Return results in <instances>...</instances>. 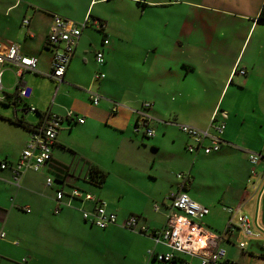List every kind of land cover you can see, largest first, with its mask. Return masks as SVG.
I'll use <instances>...</instances> for the list:
<instances>
[{
  "label": "crops",
  "instance_id": "crops-1",
  "mask_svg": "<svg viewBox=\"0 0 264 264\" xmlns=\"http://www.w3.org/2000/svg\"><path fill=\"white\" fill-rule=\"evenodd\" d=\"M20 6L14 0L0 14V44L3 50L17 45L23 54L35 56L38 64L36 72L23 75L29 95L22 101L15 100V88L13 94L6 90L15 69L4 66L5 103L15 110L13 117L0 115V163L14 164L29 139V128L16 124L17 119L31 127L45 110L61 117L73 111L84 123L63 121L44 171L25 173L15 184L11 171L0 168V230L6 234L0 240V264H164L149 251L153 255L170 251L152 237L164 227L168 210L162 206L156 212L153 205H161L169 192L178 189L209 209L202 224L213 235L225 230L226 209L239 208L257 237L246 240L247 253H243L247 247L243 251L237 247L243 241L240 231L220 245L233 264H264V159L256 165L248 160L250 153L264 154V19L259 18L264 0H67V4H50L56 11ZM14 10L17 13L11 14ZM53 15L77 25L88 16L101 23L103 31L91 26L82 29L63 81L56 84L44 109L36 91L50 78L52 51L47 35ZM25 19L28 26L23 25ZM137 42L140 51L123 52L122 44ZM99 50L104 53L101 65L95 61ZM120 62L129 63L130 74ZM100 72L104 78L94 80ZM92 94L100 96L97 105L91 103ZM144 103L151 104L146 110L155 132L151 138L137 120ZM19 105L25 108L21 117ZM216 109L227 112L218 152L189 153L186 146L192 141L178 126L212 133L209 124ZM143 139L151 140L154 153L171 158L172 164L184 154L187 168L176 172L173 180L165 178L157 155L148 154ZM203 163L232 176L236 197L220 206L226 214L220 222H215L210 209L226 191L220 199L210 200L195 187L193 170ZM59 167L65 177L56 170ZM91 167L106 174L101 188L88 183ZM181 173L184 178H178ZM49 175L58 179L55 187L45 185ZM112 182L119 185L117 190ZM56 188L66 193L71 188L88 191L106 202L118 223L104 230L86 223L80 209H91V202L73 201L71 207L61 206L54 214ZM131 215L140 217L146 233L122 226ZM180 258L200 264L196 258Z\"/></svg>",
  "mask_w": 264,
  "mask_h": 264
},
{
  "label": "built area",
  "instance_id": "built-area-1",
  "mask_svg": "<svg viewBox=\"0 0 264 264\" xmlns=\"http://www.w3.org/2000/svg\"><path fill=\"white\" fill-rule=\"evenodd\" d=\"M134 1L143 2L144 0ZM23 25L28 26L29 21L25 19ZM88 26L98 30L103 28L101 23L92 21L88 16L82 23L77 25L62 16L53 15L50 31L47 35V44L52 51L49 77L57 84L63 81L82 29ZM107 43V39L103 41L104 45ZM95 61L100 65L104 63L102 50L95 53ZM37 64L38 59L35 56L23 54L17 45L11 44L3 50L0 44V103L6 100L2 85L4 66H11L16 70L15 94L16 98L22 100L29 95V90L23 81V75L36 72ZM238 73L244 75L242 70H239ZM104 76L100 72L94 74L93 78L94 80H99L103 79ZM90 100L92 105H97L100 96L92 94ZM150 106V103H144L143 109L137 111L138 124L148 138L153 137L155 134L153 128L149 126L151 117L146 114V110ZM27 110L36 112L34 107H29ZM226 118V111L221 109L214 111L209 124L212 133L201 131L188 125H179V130L192 141L186 146V150L192 154L201 151L204 155L218 152L222 141L221 136L225 130ZM64 120L79 124L84 123V119L77 117L73 111H68L65 117H61L47 110L40 114L38 123L31 128L29 139L20 152L17 161L11 165L5 162L0 163L1 169H9L11 171L15 184L18 183L21 176L25 173H40L46 169L51 162L52 149L56 145L57 135ZM205 141H207V144H204ZM263 159L264 154L261 152L250 153L248 156V160L252 165H256ZM56 170L64 177L66 176L63 169L58 168ZM178 178H184V174H179ZM55 179L58 180L51 175L47 176L45 185L49 188L55 187ZM54 200L56 203V207L53 210L54 214L60 212L61 206L71 207L73 201L91 202V209H80L81 216L86 223L102 230L117 224V216L114 212L108 211L106 202L96 199L90 193L78 188H71L67 193L61 188H56ZM162 206L168 210L165 214V225L161 230L154 232L152 237L156 243L168 247L170 251L155 255L149 251V254L155 260L164 264H173L178 261L188 264L180 257L196 258L200 264H233L226 258V251L220 243L227 240L234 232L240 231L243 241L238 242L237 247L243 251L247 247L246 240L258 235L251 228L248 216L240 213L239 208H227L229 220L225 230L217 235L210 234L202 224V220L208 215L209 209L192 200L181 189L169 192L164 203L161 205L154 204L153 209L158 212ZM122 226L140 233H146L147 230L146 225L141 224L140 217L134 215L125 219ZM5 238L6 234L0 230V240Z\"/></svg>",
  "mask_w": 264,
  "mask_h": 264
},
{
  "label": "rangeland",
  "instance_id": "rangeland-1",
  "mask_svg": "<svg viewBox=\"0 0 264 264\" xmlns=\"http://www.w3.org/2000/svg\"><path fill=\"white\" fill-rule=\"evenodd\" d=\"M14 2V0H0V14H3V11L5 10V8L12 4ZM19 2H21V7L25 6V4H29L30 6L36 7V6H41V8H43L44 10H48V9H53L54 11H56L54 8H49L50 4H55L56 2H59L61 4H67V0H19ZM95 3L92 4V6ZM19 8V9H20ZM13 13H17V10H14L11 12V14ZM58 14V13H55ZM129 36V35H128ZM132 36V35H130ZM124 47H122L123 52H127L128 55L129 53H137L140 50H137L138 48H140V43H135V44H122ZM130 46V47H129ZM136 63V61H134ZM120 66L123 68V71H125L126 73L130 74V68H129V63L128 62H120ZM131 71L133 73V68L131 67ZM138 69H135V74L138 73ZM14 72V73H13ZM12 73H10L9 75V85H7L6 90L9 91V94H13L14 93V88H15V84H16V77L14 74H16V70H13ZM9 73V72H6ZM28 75H26L27 77ZM41 79V78H39ZM141 78H139L140 80ZM56 84L57 82H55L54 80H52L51 78H46L45 81L42 84V89H38L36 92L38 94V98L45 104L44 105V109H46L52 100L53 97V93L55 92L56 89ZM31 88V87H30ZM44 90H46V93H44ZM45 97V98H44ZM22 101V100H20ZM22 107H20V105L18 107H16V109L18 110L17 114L18 116H24V106L21 105ZM14 110L15 108L13 107V105H4V104H0V115L1 116H6L4 115L6 114H10L11 117L14 116ZM46 111V110H45ZM3 114V115H2ZM29 116V115H28ZM31 119H35L37 118L36 115H31L30 116ZM144 142L147 143V150L148 154L150 156H155L157 155L156 153H154V151L149 147V143L151 142V140H146L143 139ZM145 143V144H146ZM126 147V146H125ZM186 155V154H185ZM148 157L149 161H151V157ZM187 157V155H186ZM121 161V152L118 154V158ZM171 158H167L166 156H163L161 154L157 155V162L159 164V167L162 170V174L163 176H165V178L167 179H172L174 177V174L176 172H178L179 170H185L187 168V164L188 161L184 158V154H182V159L180 160V162L176 163V164H172L170 162ZM110 163V160H109ZM191 165V162L189 163V166ZM207 165L205 163L200 164L199 168H196L195 171L193 170V175L195 178V183L197 181V183L195 184V187H197L199 189L200 192L204 193L205 195H207L209 197L210 200H218L220 199V197L223 195L224 190L226 191V195L224 196L222 201H215V205L212 207L213 209H210V213L212 214V216L215 218V222L217 221H223L224 216L226 217V214L221 210L220 206H226L228 204H226L225 202L227 201H234L235 199V194L232 193V182H231V175L226 172L223 169H209L206 167ZM121 179H123V174L120 175ZM113 183V188L115 190H117V185L116 182H112ZM165 187V184L161 185ZM89 189L90 192L94 191L93 188H86ZM194 188H191V190ZM224 201V202H223ZM238 201V199H237ZM220 204V205H219ZM242 205V204H241ZM240 205V206H241ZM218 217V218H216ZM228 219V218H226ZM222 230H220L219 232H221ZM248 249V247L245 249V251ZM243 253H247L246 252ZM247 257L248 255L245 254Z\"/></svg>",
  "mask_w": 264,
  "mask_h": 264
},
{
  "label": "trees",
  "instance_id": "trees-1",
  "mask_svg": "<svg viewBox=\"0 0 264 264\" xmlns=\"http://www.w3.org/2000/svg\"><path fill=\"white\" fill-rule=\"evenodd\" d=\"M259 18H261V19H264V9H262V11H261V13H260V15H259ZM97 31L98 32H101V31H103V28L101 29V30H98L97 29ZM106 40V39H105ZM15 95V100H17V101H20L21 99H19V98H16L17 96H16V94H14ZM0 104H4V105H6V103L5 102H3V103H0ZM14 105H16V102H14ZM8 106V105H7ZM15 123L16 124H19V125H22V126H24V127H27V128H29V130L31 131V128L32 127H34V126H31V127H29L25 122H23L21 119L20 120H16L15 121ZM63 169V167H59V169ZM105 180H106V174L105 173H103L102 171H100L99 169H97V168H95V167H91L90 169H89V172H88V183L90 184V185H92L93 187H95V188H101L103 185H104V183H105ZM85 192H87V193H89L88 191H85ZM91 194V193H90ZM92 195V194H91ZM93 196V195H92ZM242 199H243V197L241 198V200H240V202L242 201ZM117 223H118V219H117ZM4 232V231H3ZM5 233V232H4Z\"/></svg>",
  "mask_w": 264,
  "mask_h": 264
}]
</instances>
